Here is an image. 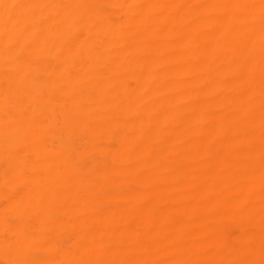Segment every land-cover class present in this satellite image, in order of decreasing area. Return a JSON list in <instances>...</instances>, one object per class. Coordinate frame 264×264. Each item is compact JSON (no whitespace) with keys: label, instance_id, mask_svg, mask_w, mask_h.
<instances>
[{"label":"bare ground","instance_id":"6f19581e","mask_svg":"<svg viewBox=\"0 0 264 264\" xmlns=\"http://www.w3.org/2000/svg\"><path fill=\"white\" fill-rule=\"evenodd\" d=\"M0 264H264V0H0Z\"/></svg>","mask_w":264,"mask_h":264}]
</instances>
